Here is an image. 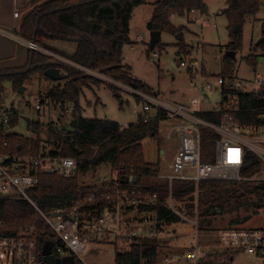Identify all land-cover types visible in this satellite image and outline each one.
Returning <instances> with one entry per match:
<instances>
[{
    "label": "trees",
    "instance_id": "1",
    "mask_svg": "<svg viewBox=\"0 0 264 264\" xmlns=\"http://www.w3.org/2000/svg\"><path fill=\"white\" fill-rule=\"evenodd\" d=\"M262 0H228V6L222 14L228 19L229 43L227 51L236 54L243 47L244 26L249 16L256 15L261 7ZM148 0H46L35 4L24 16L19 35L34 40L43 48L60 54L71 61L99 72L108 78L130 86L143 92H154L144 82L135 79L131 73V67L124 63L123 49L131 44L130 22L134 9L146 4ZM204 0H157L154 3V11L148 28L151 31H160L176 34L180 30L171 21L173 15L180 17L193 10L204 11ZM262 38H264V23L262 25ZM56 41L73 42L76 44L72 54L63 52L52 46ZM154 48L148 46L150 54ZM186 45L179 44L178 55L184 51ZM257 50L263 49L264 42L255 46ZM255 49V50H256ZM161 50L163 48L161 47ZM228 59V57H227ZM250 66L255 68L258 64V56L250 55L247 58ZM50 67H59L65 71V83H58L51 89L50 97L54 102L64 106L66 103L74 105V119L71 124L72 137H68L64 146V155L70 156L77 161V172L72 178H61L57 174L38 173L39 185L29 193L30 198L46 214H68L72 205L88 195L94 194L96 201L89 203L85 210L91 211L92 216H100L107 200L100 197L103 190L111 189L114 179L101 184H86L84 178L94 173L101 166H109L117 173V181L124 187H132L144 191L157 193L158 204L153 208L158 219L166 223L181 221V217L175 214L168 206L170 196V184L164 181L160 185L145 184L146 178H151L159 171V166L148 163L144 156L143 141L147 137H158L159 127L164 112L159 118L148 123L140 120L129 124L127 128L107 119L85 118L81 115L80 99L85 87L90 83L100 86L103 80L85 74L70 65L62 64L51 56L31 51L28 67L6 70L0 72V100L4 92V84L12 82L16 89H20L32 75H40L43 80L55 82L45 75ZM107 86L117 92L114 84L106 83ZM222 89V94L226 93ZM233 93H237L233 91ZM240 110L237 118L246 125H264L261 114L264 113V100L260 93L240 94L237 93ZM208 122L219 123L221 116L212 112L199 114ZM18 116H14L11 126H16ZM27 127L35 137H27L16 132H6L5 125L0 124V150L12 153L25 152L39 154L43 145L52 137L61 139L58 132H47V137H42L43 125L39 120H28ZM202 162H216V144L220 136L215 132L202 128ZM47 140V141H46ZM7 142L8 147H3ZM263 171L259 157L248 153L241 170L244 178H252ZM132 178V179H131ZM248 181H225V180H201L200 183L192 180H174L172 183V196L181 200L190 197L189 204L183 213L189 216L199 214V221L207 222L224 212L227 205L235 200L238 205H246L249 196L254 195L257 201H251L256 213H259L264 204V184L257 183L248 186ZM242 186V187H241ZM242 188V189H241ZM199 190L198 202L191 197ZM246 201V202H245ZM149 210V209H148ZM0 228L2 236H16L18 231L29 225L35 227L39 235L38 263L46 264L42 256L43 247L49 242L54 243L53 252L59 241L54 242L57 236L51 228L42 220L36 208L28 201L21 198H0ZM235 223V222H234ZM237 224H240L236 221ZM130 249L125 252H117L115 264H142L144 260H151L158 255L159 246L156 238L131 239ZM57 255V254H56ZM75 264H84L76 259ZM199 264H233L232 259H220L215 256L205 258Z\"/></svg>",
    "mask_w": 264,
    "mask_h": 264
},
{
    "label": "rangeland",
    "instance_id": "2",
    "mask_svg": "<svg viewBox=\"0 0 264 264\" xmlns=\"http://www.w3.org/2000/svg\"><path fill=\"white\" fill-rule=\"evenodd\" d=\"M204 2L208 8V13L204 10L173 18L172 23L179 26L177 28H180V31L176 34L162 33L160 37L161 45L150 54L147 53L149 36L147 32L141 30L144 27V21L142 17L137 15L134 19L133 31L136 36L141 35L145 42H137L132 46L126 45L124 57L125 62L131 67L132 76L160 94L164 101L183 104L191 99L200 98L204 101L200 108L205 111L213 109L222 98L221 86L217 84V74L223 73L230 77L231 81L232 78H235V82H243L247 89L258 88V85L255 84L257 74L261 75L260 78L264 80V51L255 48L262 38L264 0L261 1L259 12L246 19L243 47L237 53L235 59H227V45L230 40L227 29L228 19L222 12L227 8L228 0H204ZM179 35H184V37L180 40ZM182 42L186 47L181 55H178L179 43ZM161 47L163 50H161ZM69 48L72 51V47H68V51L71 52ZM154 53H157L158 56H154ZM252 54L258 56V64L255 68L247 62V58ZM181 57L188 63L193 60H200L205 72L203 82L212 84L215 91L209 92L206 89L195 88V82L191 79L187 68L180 65ZM28 66L29 63L24 68ZM0 72L4 73L6 70ZM99 76L98 74L97 77ZM99 78L105 81L102 86L90 83L88 87L83 89L80 105L84 109H82L81 115L86 118L116 121L122 126L138 122L141 118L140 112L143 110L144 102L134 92L130 91L127 88L128 86L125 87V84L112 78L110 80L104 79L103 76ZM108 82L117 86L118 91L111 90L106 84ZM53 83L43 80L40 75L34 74L22 86L25 90L19 92V89H16L12 82H5L4 92L0 100V124L6 116L13 118L15 115H19L16 126L5 125L6 132H16L27 137L32 136V132L27 127L28 120H39L41 122L43 125V138L47 137L49 130L60 134H70L72 132L71 124L75 111H72L71 108L74 106L72 104L62 106L51 99L50 84ZM59 83L64 84L65 81ZM38 100L40 101V109L37 107ZM173 123L174 121L170 119L161 122L159 136L147 137L143 141L146 161L159 166L158 173L149 179L146 178L145 184H164L162 176L171 173L169 164L178 146L177 132L172 133V138H168L167 135L168 129ZM33 136L36 139V135ZM255 176L262 177L263 171ZM114 177H117L115 170L109 166H101L96 172L86 176L84 181L88 185H94L110 181ZM243 181H248V186H251V184L257 185L258 183L252 180ZM198 194L196 191L191 195L196 202H198ZM257 200L258 198L254 195L249 196L246 205L244 203L238 205L235 200H232L231 204L226 206L224 212L219 211L218 215L207 222L199 221V238H197L195 231L196 225L192 226L187 220L160 224L156 228V235L148 238H156L159 246L158 255L151 260H144L142 264H188L185 254L195 249L197 242L200 246L201 256L206 255V258L214 259L215 255L224 254L226 249L218 246L217 240L214 238L215 232L228 226H262L264 219L261 212L257 214L253 206L250 205L251 201ZM189 202H191L190 197H184L181 200L174 199V206L177 210H186ZM184 216L191 222H196L198 218L197 215L184 214ZM236 221L240 224H237ZM137 231L142 233L141 228H137ZM131 243L132 241L129 238H116V236L107 235L103 237L102 242L91 243L87 253L81 260L84 264H114L117 252L128 251ZM173 257H178V260L170 263L165 262L166 258ZM4 264L13 263L5 260ZM233 264H259V260L248 254H240L235 256Z\"/></svg>",
    "mask_w": 264,
    "mask_h": 264
},
{
    "label": "built area",
    "instance_id": "3",
    "mask_svg": "<svg viewBox=\"0 0 264 264\" xmlns=\"http://www.w3.org/2000/svg\"><path fill=\"white\" fill-rule=\"evenodd\" d=\"M19 17V13H15ZM20 37H22L20 35ZM24 38V37H23ZM26 39V38H25ZM143 38H139L142 41ZM30 51L42 52L51 56L59 63L78 68L87 75L99 78H108L105 75L81 66L70 59L47 50L34 40H20ZM154 56H158L154 53ZM180 65L187 68L194 86L197 89H206L209 92L215 91L214 86L204 83L205 72L200 60H193L188 63L184 58H180ZM100 75L97 77V75ZM217 84L221 86V101L213 109L203 110L200 106L204 101L200 98L191 99L187 103L173 104L162 99L156 91L143 92L127 87L134 92L139 99L144 102L141 112L140 122L148 123L160 117L164 112L161 122L173 120L174 123L168 129V138H172V133L177 132V150L169 164L170 174L163 176L170 184V196L167 206L181 220H187L192 226L196 225L197 238L199 234V214L197 221L191 222L184 216L180 209L174 206L172 196V183L174 180H192L200 183L201 180H228L243 181L252 180L264 184V125H246L238 120L237 113L240 110V103L237 93L251 94L260 93L264 100V80L257 74L255 84L258 88L247 89L243 82H235L236 79L219 73ZM100 79V78H99ZM113 81V80H112ZM226 89L224 96L222 89ZM233 91L237 93H233ZM37 107H40L38 100ZM202 112H212L220 115L219 123L208 122L199 114ZM264 118V113L260 115ZM13 118L6 116L2 124L8 125ZM202 128H207L220 136L216 144V162H202ZM73 134H62L61 139L52 137L46 142L39 154L0 150V198H21L33 205L41 215L43 221L51 228L57 236L59 245L56 247L58 258L74 256L82 259L87 253L91 243L102 242L107 235L116 238H150L156 235V228L164 223L156 215L155 208L159 201L157 193L144 191L132 187H124L117 178L111 189L103 190L100 197L108 202V206L102 211L100 216H92L91 211L85 210L89 203L96 201L94 194L77 200L69 210L68 214L44 213L37 204L30 198L29 193L39 185L38 173L57 174L61 178H72L77 172V161L75 158L64 155V146L68 137ZM3 147L7 148L5 142ZM257 155L263 168V176L244 178L241 170L248 153ZM199 193V190L197 191ZM149 209V210H148ZM182 209V208H181ZM264 219V204L261 206ZM257 213V214H259ZM0 223V228L3 227ZM141 228L142 233L137 231ZM218 246L226 249L222 255H215L220 259L230 257L232 262L235 256L240 254L251 255L259 264H264V224L257 227H224L214 234ZM39 235L35 227L26 225L22 227L16 236L0 235V264L5 260L13 264H39L38 263ZM200 246L185 254L188 264H199L205 256L200 255ZM5 257V258H3ZM178 260V257L166 258L165 262L170 263ZM82 261V260H81ZM115 264V263H114Z\"/></svg>",
    "mask_w": 264,
    "mask_h": 264
},
{
    "label": "crops",
    "instance_id": "4",
    "mask_svg": "<svg viewBox=\"0 0 264 264\" xmlns=\"http://www.w3.org/2000/svg\"><path fill=\"white\" fill-rule=\"evenodd\" d=\"M44 1H46V0H0V71L18 69V68L26 66L30 62L31 51L27 48V46L25 44H23L20 41V40H28V39L20 37L19 31H20L21 24L23 22V18L25 16V14L35 4H38V3L44 2ZM156 1L157 0H148V2L146 4L140 5L134 9L132 19L130 22V39H131L132 43L129 45L132 46V45L137 44V42H145V39L141 35L136 36L134 34V31H133L134 19H135V17H137V15L142 17V19L144 21V27L141 30L144 32H147V34L149 36V40H150L151 30H148L149 28L147 29V26H148L149 21L152 18L153 11H154V3ZM143 9H146V10H143ZM16 12L19 13V17H15ZM197 12H199V10H193L192 12H190L188 14L197 13ZM175 17H180V16L173 15L171 18V21ZM174 26H176V25H174ZM176 27H179V26H176ZM186 28L188 29V27H186ZM182 37H184V35L183 36L181 35V38L179 37L180 40L182 39ZM139 38H143V40L139 41ZM51 44L56 49H59L63 52L69 53V54H72L76 48V44L73 42L56 41V42H53ZM69 46L72 47L71 48L72 51L69 48V50L71 52L68 51ZM148 46H149V44H148ZM124 49H125V47H124ZM124 49H123V54H124ZM124 63L126 65H128L125 62V57H124ZM63 72H64V70H63ZM107 79L110 80V78H107ZM55 83H57V82L50 84L51 89L57 85ZM66 104L71 105V103H66ZM72 106H74V105L72 104ZM89 106H91V105H89ZM40 108L41 107H39V109ZM82 109H84V108L81 106V111H82ZM71 110L74 111L75 110L74 107H72ZM141 112H140V115H141ZM15 116H19V115L17 114ZM127 127H128V125L123 126V128H127ZM30 137H33V134ZM162 153H164V151H162ZM116 178L117 177H114V180ZM162 178H163V176H162Z\"/></svg>",
    "mask_w": 264,
    "mask_h": 264
},
{
    "label": "water",
    "instance_id": "5",
    "mask_svg": "<svg viewBox=\"0 0 264 264\" xmlns=\"http://www.w3.org/2000/svg\"><path fill=\"white\" fill-rule=\"evenodd\" d=\"M206 12L208 13V8L205 7ZM161 32L160 31H151L150 33V42L149 45L151 48H154L156 44L160 41L161 37ZM181 38V35H179ZM264 42V38H261V40L258 42V44H262ZM236 52L234 51H228L227 56L228 58L235 59L236 58ZM264 61V59H263ZM45 75L55 82H60L65 79V73L63 70L59 67H50L45 71ZM25 89L21 87L19 89V92H23ZM132 179V178H131ZM57 241V238H55L54 242ZM53 248H54V243L49 242L45 244L43 247L42 251V256L44 258V261L46 264H75L76 258L74 256H66L63 258H58L53 254Z\"/></svg>",
    "mask_w": 264,
    "mask_h": 264
}]
</instances>
